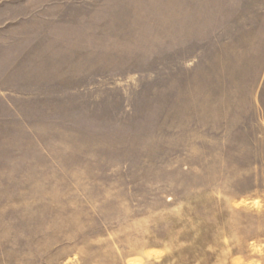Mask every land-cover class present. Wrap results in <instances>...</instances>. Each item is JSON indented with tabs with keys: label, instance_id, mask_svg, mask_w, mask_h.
Wrapping results in <instances>:
<instances>
[{
	"label": "rangeland",
	"instance_id": "1",
	"mask_svg": "<svg viewBox=\"0 0 264 264\" xmlns=\"http://www.w3.org/2000/svg\"><path fill=\"white\" fill-rule=\"evenodd\" d=\"M0 264H264V0H0Z\"/></svg>",
	"mask_w": 264,
	"mask_h": 264
}]
</instances>
